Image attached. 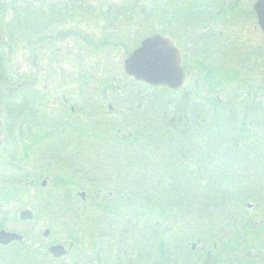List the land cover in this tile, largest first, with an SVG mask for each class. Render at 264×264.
<instances>
[{
	"label": "rangeland",
	"instance_id": "obj_1",
	"mask_svg": "<svg viewBox=\"0 0 264 264\" xmlns=\"http://www.w3.org/2000/svg\"><path fill=\"white\" fill-rule=\"evenodd\" d=\"M233 1L227 8L224 0H206L224 8L221 19L213 23L209 13H199L205 17L197 28L179 30L181 21L173 23L176 14L182 17L173 8L178 0H0V48L5 57L0 65V221L24 236L0 245V264H72L76 257L78 264L150 263L148 247L162 235H172V229L157 225L146 211L135 215L141 211L137 204L109 208L106 202H118L117 193L104 189L127 193L125 182L132 180L126 175L128 167L123 171L126 162L119 161L133 151L132 141L120 144L114 132L148 129L155 119L153 108L162 94L170 93L135 81L125 74L123 62L141 39L158 33L161 21L172 20L164 35L181 52L188 72L184 84H198L194 65L198 50L206 47L201 43L208 42L211 50L206 52L214 58L204 60L215 61L214 70H220L223 80L206 87L200 81L197 92L189 88L188 98L201 100L208 90L218 105L233 100L238 107L248 90L256 89L263 97L257 100L264 102V34L253 11L256 0ZM180 5L183 15L192 12L191 0ZM223 32L235 37L226 42ZM188 35L199 44L193 46ZM236 41L252 47L246 59L241 48L236 46L239 52L234 55L228 47ZM189 112H184L188 118ZM134 143L143 147L149 165V137ZM10 147L13 156L7 157ZM95 186L104 192L96 196ZM255 204L246 203L248 215L264 225V205L259 203L263 211L255 212ZM24 209L32 211V219L19 218ZM53 243L65 248L72 243L74 255L53 257L48 251ZM187 246L181 253L193 258L210 245L193 239ZM188 258L179 259L188 264Z\"/></svg>",
	"mask_w": 264,
	"mask_h": 264
},
{
	"label": "trees",
	"instance_id": "obj_2",
	"mask_svg": "<svg viewBox=\"0 0 264 264\" xmlns=\"http://www.w3.org/2000/svg\"><path fill=\"white\" fill-rule=\"evenodd\" d=\"M194 8L191 7L193 12L186 15H183L184 8L177 9L185 18L176 14L173 23L181 21L177 26L179 30L189 26L197 28L200 8ZM171 21H161L158 33L169 32ZM193 41L196 45L197 41ZM207 47L211 50L209 46L198 50L200 56L196 57L197 71L193 79L194 82L198 79V84L201 81V86L205 87L215 79L222 80L220 70H214L217 67L210 66L208 60L201 57L203 54L212 56L206 52ZM2 49L1 45L0 65L4 61L1 60ZM215 71L219 72L218 76ZM2 72L0 66V76ZM198 84L185 85L177 91L156 89L170 95L162 94L164 98L153 108L155 119L150 127L127 135L114 132L120 144L132 141L129 146L134 148L131 147L130 155L124 153L125 158L120 156L118 159L126 162L123 171L129 170L126 175L132 180L125 182L127 193L122 190L112 192L114 189L105 187V192L117 193L118 200L106 202V205L115 208L120 204V209L137 204L141 211L135 215L142 216V211H146V217L153 215L157 225L172 229V235H162L160 241L156 240L148 247V258L152 260L142 264H184L188 257L181 252L193 239L210 246L205 253L191 255L193 258H188V264H264V241L261 239L264 225L260 219L248 215L246 206L250 201L258 203L254 206L255 212H261L259 203L264 205V197H261L264 192V102L257 100L263 97L252 89L242 97L238 107L233 100L224 106L218 105L214 93L207 90L206 96L193 102L188 98L189 88L197 92ZM17 104L15 107L18 108ZM187 110L190 118L184 115ZM168 125L171 130L166 129ZM146 136L154 145L150 146L149 165H146L148 156L143 147L134 143ZM169 142L171 147L167 148ZM132 174L139 176L132 177ZM108 181L112 183V180ZM131 193L134 196H130ZM108 213L111 216V210ZM179 227L182 230H178ZM161 229L165 230L163 226ZM155 250L158 254L153 255Z\"/></svg>",
	"mask_w": 264,
	"mask_h": 264
},
{
	"label": "water",
	"instance_id": "obj_3",
	"mask_svg": "<svg viewBox=\"0 0 264 264\" xmlns=\"http://www.w3.org/2000/svg\"><path fill=\"white\" fill-rule=\"evenodd\" d=\"M254 9L258 23L264 30V0H257ZM124 67L129 75L154 86H167L170 89H178L184 79L178 50L169 40L159 35L143 40L141 47L134 50L125 60ZM20 217L29 219L31 213L23 211L20 213ZM0 236L3 237L0 238V242L3 244L22 239V236L10 232H0ZM49 250L54 256L66 253L61 245L51 246Z\"/></svg>",
	"mask_w": 264,
	"mask_h": 264
},
{
	"label": "flooded vegetation",
	"instance_id": "obj_4",
	"mask_svg": "<svg viewBox=\"0 0 264 264\" xmlns=\"http://www.w3.org/2000/svg\"><path fill=\"white\" fill-rule=\"evenodd\" d=\"M192 1V6H194V5H197L198 6V9L200 8V12L199 13H204V12H206V13H209L210 15L212 14V13H216V15L217 16H220L221 14H222V10H221V6H215V7H212V5L211 4H209V3H206V0H191ZM233 1V0H232ZM231 0H224V2H223V5H225V6H223V7H229L230 5H227L226 3L227 2H232ZM233 2H236V0H234ZM256 2V1H255ZM183 7V6H182ZM214 11V12H213ZM213 15V14H212ZM201 17H205V15H203V14H198V16H197V18L199 19V18H201ZM262 32V31H261ZM263 33V32H262ZM264 34V33H263ZM224 37H226L227 39L225 40L226 42H231L232 41V38L233 37H235V36H233V37H227V36H225V33L223 32V34H222ZM239 37H242V36H239ZM187 41V40H186ZM185 41V42H186ZM190 41V40H189ZM225 41H223V42H225ZM188 42V41H187ZM190 43H191V41H190ZM197 44H199V42H196ZM237 43H238V41H236V42H232L231 43V45L229 44V46L228 47H230V49L231 50H233L234 51V55L235 54H237V52H239L238 50H234V48L236 47V46H238L239 48H241L242 49V53H243V58L242 59H246V57L245 56H247L248 54L249 55H251V52H252V47L251 46H249V45H246L245 43H242V42H239L238 44L239 45H237ZM192 44V43H191ZM194 44V43H193ZM192 44V45H193ZM202 45H203V43H201ZM205 46H209L210 47V43L208 42V45L207 44H205ZM208 48V47H207ZM203 58L204 57H207L208 58V56H205L204 54H203V56H202ZM210 58H214V57H212V56H210ZM260 59H262L261 57H260ZM242 62H247L246 60H241ZM255 61H257V58H256V60ZM214 62L215 61H210L209 63L211 64V65H213L214 64ZM218 63H219V61H217ZM12 147V146H11ZM11 147H10V151H11V153H9L8 155H7V157H10V155H12V149H11ZM14 152H16L15 150H14ZM47 153L49 152V150H47L46 151ZM13 156V155H12ZM5 181H6V178L4 179ZM90 181V180H89ZM95 194H96V196H98V195H101L102 194V191L101 190H95ZM86 197V195L85 194H83L82 196H81V198H85ZM46 230H48V229H46ZM49 231V230H48ZM0 232H15V233H18V232H16V231H13V230H10V229H7V228H5V226L3 225V223H1V221H0ZM50 233V232H49ZM18 234H20L21 236H22V240H23V238H24V236H23V234H21V233H18ZM48 234V233H47ZM43 235H44V233H43ZM45 236V235H44ZM0 238H3V237H1L0 236ZM21 241V240H20ZM13 242H16V241H11V242H9V243H7V244H3V243H0V245L2 244V246H8V245H10V244H12ZM55 244H60V243H53L52 245H55ZM72 243H69V245H68V248L70 249V251L68 252V254H66V255H69V254H73L74 255V253L72 252V250L74 249V247H72ZM51 246V245H50ZM49 246V247H50ZM72 247V248H71ZM49 249V248H48ZM78 248L76 247V252H78V250H77ZM65 255V256H66ZM41 260H37V262H38V264H41V262H40ZM43 262V261H42ZM31 264H32V262H30ZM72 264H78V257H76V259H74V261L72 262Z\"/></svg>",
	"mask_w": 264,
	"mask_h": 264
}]
</instances>
